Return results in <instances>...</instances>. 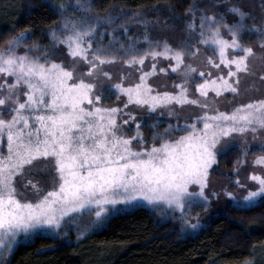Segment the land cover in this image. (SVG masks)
I'll use <instances>...</instances> for the list:
<instances>
[{
	"label": "snow or ice",
	"instance_id": "snow-or-ice-1",
	"mask_svg": "<svg viewBox=\"0 0 264 264\" xmlns=\"http://www.w3.org/2000/svg\"><path fill=\"white\" fill-rule=\"evenodd\" d=\"M221 2L228 4L215 0ZM57 7L60 22L47 30L50 45L22 30L0 46V257L10 255L21 237H66L73 225L81 241L93 227L141 202L195 230L200 214L193 223V208L207 210L211 198L220 196L208 191L210 170L218 164V155L233 147L241 153L233 169L235 184L246 194L225 188L224 195L231 207L242 210L264 204V173L250 174L254 188L240 180V169L253 147L261 152L253 164L264 166V93L245 102L239 86L241 74L257 75L250 63L256 53L241 43L242 34L257 33L264 48V24L249 27V13L235 4L228 5L227 12L238 19L229 23L225 13L209 15L192 0L185 10L190 17L185 23L189 39L182 46L153 40L147 17L135 20L145 28L142 41L129 38L125 44L118 42L116 28L109 33L104 27L121 17L93 15L92 0H67ZM141 15L137 12L134 17ZM119 27L126 35V22ZM105 34L110 36L107 44L102 42ZM142 42L147 47H140ZM197 43L212 50L206 59L216 74L198 71L186 60L199 53ZM62 49L71 58L70 66L54 58ZM161 58L170 62L168 67H158ZM146 60L151 61L149 70ZM118 61L139 72L138 80L126 83L131 72L122 73L119 81L100 87L101 76L112 79L105 65ZM169 71L180 77L174 90L160 91L149 83L158 72ZM193 80L201 81L195 85L199 96L190 94ZM259 81L264 84V68L259 70ZM225 93L233 97L230 110H221L214 102ZM112 94L125 99L105 105ZM185 105L199 112L184 116L181 123L177 106ZM136 108L160 116L166 110L176 122L158 130L162 121L157 118L148 125L154 129L149 141ZM133 125L135 133L129 135L126 127ZM249 135L260 142L251 145ZM237 137L242 144L235 143ZM36 174L43 175L50 187H41L33 178ZM29 190L33 198L24 194Z\"/></svg>",
	"mask_w": 264,
	"mask_h": 264
},
{
	"label": "trees",
	"instance_id": "trees-1",
	"mask_svg": "<svg viewBox=\"0 0 264 264\" xmlns=\"http://www.w3.org/2000/svg\"><path fill=\"white\" fill-rule=\"evenodd\" d=\"M60 2L67 0H0V46L22 30L30 31L33 40L50 45L47 30L60 22L57 7ZM196 2L209 15L225 13L229 23L238 17L227 12L228 5L235 4L243 11L249 6L254 11L248 15L246 23L250 26L264 24V0L231 3L228 0L227 5L217 4L215 0ZM191 3L192 0H92V14L105 16L111 13L121 17L116 24L104 26L108 27L109 33L116 28L119 43L127 44L129 38L137 37L142 41L145 28L135 20L147 17L152 21L148 32L153 40H167L173 47H179L189 39L185 23L190 17L185 16V10ZM137 12L142 15L134 17ZM125 22L126 35L119 27ZM109 39L110 36L105 34L102 42L107 44ZM197 39L193 34L192 43ZM241 43L260 46L257 33L247 31L242 34ZM199 45L213 54L207 46L196 44ZM140 47L147 45L142 42ZM115 99L116 95L112 94L103 103ZM156 120L149 118L142 123V131L149 141L154 129L148 125ZM161 121L158 130H163L169 123ZM240 154L236 148L220 154L218 166L227 169L236 165ZM247 259L252 260L251 264H264V204L244 210L229 205L222 213L210 217L199 231L187 235L168 224H158L146 205H137L114 215L104 227L90 232L81 241L61 243L38 236L18 246L8 264H241Z\"/></svg>",
	"mask_w": 264,
	"mask_h": 264
},
{
	"label": "rangeland",
	"instance_id": "rangeland-1",
	"mask_svg": "<svg viewBox=\"0 0 264 264\" xmlns=\"http://www.w3.org/2000/svg\"><path fill=\"white\" fill-rule=\"evenodd\" d=\"M233 1H235V0H229V3L233 2ZM244 11L250 14V12H252L254 10L249 6L248 7L245 6ZM77 15H79V13H77ZM246 21H248V17L246 18ZM249 27H251V26L249 25ZM247 32L249 33V31H247ZM252 33L255 34V32H252ZM225 36L228 37V34L226 32H225ZM252 47L254 48L256 55H254L250 58V63L252 65L253 69L257 72V75L256 76H245V75L241 74V81H240L239 86H240V89L242 92V96L240 98L245 102H247L250 99L258 98L261 96L262 93H264V84H262L259 81V70L261 68H264V48H262L261 46L257 47L256 45H254ZM199 48H200V51L196 56L186 57V60L189 63H191L192 65H194L195 67H197L198 71L203 70V71L207 72V71L211 70L213 72V74H216V69H214V68L209 69L207 59H206L208 56L213 55V54L208 53V51L206 50V48L204 46L199 45ZM64 53H66V49H62L61 53H58L54 58H56L58 60H63L66 63V65L70 66L71 58L67 57ZM169 63L170 62L168 60L161 58L158 62V67H168ZM150 66H151V61L146 60L145 61V70H149ZM104 70L112 73V79L109 80V79L101 76L100 80L98 81V85L100 87H103V88H107V86L110 83H115V82L119 81L122 73L131 72V76H129L128 81H126V83H131V82H134L135 80H138V77L140 75V73L137 72L134 68H128L122 62H119V61L116 63L110 64V65H105ZM174 82L179 83L180 77H179V75L174 74L171 71H169L167 74L158 72L156 75L152 76L149 79V83H151L155 88H157L160 91H165V90L172 91V90H174L172 87ZM199 82H201V81L200 80H193L189 83L188 87L190 89L191 95L199 96V93L196 92V90H195V85H196V83H199ZM256 89H260V91H256ZM212 95L213 94L210 93V96H212ZM232 98L233 97H232L231 93H225L223 96L215 98L214 102L216 105L219 106V108L221 110H230L232 108V104H230L229 101L232 100ZM124 99H125V97H121L120 100H117V98H116L114 101L106 102L104 104L114 106L117 104H121ZM134 110L137 113V120H140L142 122L147 121L149 118H156V119L159 118V119L165 120L169 123H175L176 122V117L175 116H168L166 110H164L165 114L163 116H160L159 112L153 113L152 115H148L145 113V111L143 109L136 108ZM177 112L180 114L181 123H183V117L184 116H191V114H193V113H198L199 109L197 107L191 106V105H185L183 109H181V108H179V106H177ZM126 130L128 131L129 135H134L135 126L133 125L131 128L126 127ZM262 135H264V133H262ZM259 142H260L259 140L253 141L251 139V136L249 135V143L251 145L254 146V145L258 144ZM235 143L238 145L242 144L243 140L241 138L237 137ZM136 146L139 147V145H136ZM233 148H235V147H233ZM259 154H261L260 150L256 147H253L251 152L249 153V155L246 158V160H247L246 164H244V166H242L240 169L241 183L247 184L249 187H253V188L255 187V184H254V182H252L249 179L250 174L252 172L264 173V166H255L253 164V160L255 159V156L259 155ZM240 156H241V154H240ZM218 157H219V155H218ZM234 167H235V165L230 167V168H227V169H221L217 164V165L213 166L212 170H210L208 191L209 192H211V191L219 192L220 196L218 198H216V197L211 198V200H212L211 206L208 207L207 210H204L200 206H196L193 208V210H192V216H193L192 222L193 223L196 222L194 219L196 213L200 214V227L195 229V230H193L191 228L184 227L179 220L173 219V218L169 217L167 214L162 216L158 210L151 208L149 205H147L146 202H141L140 204H137V205H146L148 207V211L151 213L155 222H157L158 224H168L170 228L177 230L180 234H183V235L195 233V232L199 231L205 225L206 221L210 217H212L215 214L222 213L224 211V209L230 205V203H231L230 198H228L224 195V193L222 191L223 189L227 188L229 191H234V192L238 193L240 196H243L246 194V190L238 188L237 185L235 184L236 176L233 174ZM33 178L35 180L40 181L41 187H43L45 189L50 187V185L46 183L45 177L43 175L36 174V175H34ZM24 194L28 198H33V194L30 190L28 192H25ZM137 205L128 206V207L124 208L121 212L131 210V209H133V207H135ZM87 219L88 218L85 217V220H87ZM102 227H104V225L103 226H95L92 228L91 232L96 231ZM38 236H44V235H38ZM32 240H25L23 237H21L20 242L14 247V250L18 246H20L22 244L29 243ZM55 240L58 242H61V243L62 242H73V241L76 242L77 241L76 226L75 225L71 226V228L68 230V235L66 237L61 236ZM11 254L10 255L5 254L4 256L0 257V264H8L9 259L11 257ZM249 261L252 263V260L247 259L246 261H244L241 264H246V262H249Z\"/></svg>",
	"mask_w": 264,
	"mask_h": 264
}]
</instances>
